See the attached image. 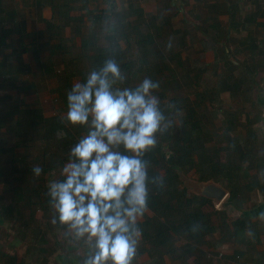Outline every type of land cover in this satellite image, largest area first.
<instances>
[{"label": "trees", "instance_id": "obj_1", "mask_svg": "<svg viewBox=\"0 0 264 264\" xmlns=\"http://www.w3.org/2000/svg\"><path fill=\"white\" fill-rule=\"evenodd\" d=\"M41 2L43 0H35V3L39 5L52 6L54 18L58 16L61 21L56 27L53 22H47V34L50 39H55L56 43L49 45L46 57H42L44 48L38 44L32 47L23 41H20L17 47L13 44L12 53L0 60V75L5 77L0 83V90L13 87L29 94L35 89L33 82L23 83L21 87L17 86V78L13 76L16 69V66L12 64L13 57H16L19 66H22L24 65L22 56L31 53L39 66V71L46 77L56 80L57 86L54 92L62 103L63 112L67 111L66 94L75 81L78 79L82 81L91 69H99L107 59H115L121 67L125 79L124 83L119 85L120 87H135L144 78H151L160 82V89L156 92L158 96L164 98L165 93L172 89L175 93H180L166 106H162L161 109L166 117L165 123L169 126L166 130L156 133V137L160 140L155 147L143 155V159L148 163L149 176L147 209L153 215L152 217L144 215L145 220L138 224L142 242L139 253L136 254V256L147 254L153 264H166L165 257L174 259L171 264H175L174 262L180 261V254L174 246L173 234L179 238L183 236L201 241L205 229L204 221L207 220L203 207L211 203L196 195L189 197L191 193L179 179L177 168L182 169L186 175L194 171L200 182L213 180L220 183L229 192L228 202L235 207L246 200L250 192L264 193V141L260 143L254 128V124L261 121V118L254 115L256 117L252 120V110H246L247 122L237 121L234 113L230 111L227 128L222 134L225 144L214 145L212 144L215 142L214 132L208 128L211 118L207 106V103L211 105L221 103V94H229L232 101L244 104L245 98L250 94L251 87L255 83V75L260 69L264 70V41H258L252 37L250 40L240 41L235 37L236 34H240V30L234 32L219 26L213 30L206 28L200 32L212 43L211 47L216 54L215 63H198L197 60L193 65L190 62L185 63L182 57V52L189 48L186 39L191 32L172 30L157 33L145 31V33L141 29L142 16H138V22L135 24H129L125 22L126 15L120 12L94 15L89 33L81 34L80 30L75 32L81 37V46L78 48L75 43L67 45L63 37V28L74 21L69 16L71 7L67 9V4L61 5L54 0ZM229 9L232 10L230 7ZM230 14L231 17L240 18L239 11L235 10ZM12 18H14L13 15ZM2 23L4 21L1 20L0 24ZM12 33L13 31L4 30L0 34V45L5 44L6 38ZM101 33L104 35L106 45L101 43ZM129 33L134 34L133 39L129 37ZM155 34L158 41L155 39ZM178 36L180 46L176 49L173 43H176ZM160 41H163V45L168 43L170 46L165 47ZM121 42L125 44V47H122ZM132 48L136 49L135 53ZM244 50L246 52L253 50L260 59L259 64L254 57L252 60L249 57L243 64L240 63L237 57ZM86 64L85 69L81 68ZM24 69L30 72L28 67ZM24 69L20 72L24 73ZM236 71L237 75H235ZM165 72L171 74L169 78L164 77ZM208 74L217 79L215 91H212V88L202 89L201 87V83ZM139 76L141 78L138 82ZM171 81H175L176 84L175 82L173 84L176 86H172ZM137 82L138 84L134 85ZM186 93H192V95H185ZM3 102L4 98H0V103ZM221 107L219 106L218 109ZM15 113L19 114V118L13 122V126L7 132L9 135L12 133L14 138L10 151L0 144V157L4 153H11L12 163L9 174H22L20 169H27L28 174L32 175L33 165L41 166L42 174L60 172L62 165L68 161L70 148L86 130L64 122L60 116L47 118L38 109L24 110L17 107L12 112V114ZM34 116L36 120H33ZM34 121L40 128H37ZM3 122L0 120V128L5 127ZM240 126L245 129V133L238 132L241 129ZM58 131L65 133L62 139L57 137ZM36 139H42L45 143L44 160L24 168L27 155L24 158L18 157L13 149L25 147L26 144L30 147ZM120 151H123L122 147ZM46 155H49V164L45 162ZM19 165L23 168L17 167ZM162 170L165 172L163 176L160 174ZM253 170L258 172L250 175V171ZM0 177H3V174L0 173ZM160 177H163L162 186ZM153 180H155L154 183ZM2 182L6 185H4V193L0 194V223L12 215L14 210V206L2 203L4 195L16 192L13 185L8 182V177ZM44 182L46 181H43L42 185L36 184L34 188L27 189L26 194L22 193L26 207L33 209L34 204L40 203L45 204L44 207L48 211L47 206L50 204ZM249 224L250 219L245 216L233 221L234 236H237L239 232L244 233L250 228ZM240 255L238 256L243 261L241 257L243 254ZM9 264L18 263L13 260ZM42 264L48 263L44 260Z\"/></svg>", "mask_w": 264, "mask_h": 264}, {"label": "clouds", "instance_id": "obj_2", "mask_svg": "<svg viewBox=\"0 0 264 264\" xmlns=\"http://www.w3.org/2000/svg\"><path fill=\"white\" fill-rule=\"evenodd\" d=\"M124 79L116 60L107 59L66 94L62 120L86 132L70 148L60 178L48 181L47 196L60 224L94 242L83 264H132L138 220L149 203L143 155L155 147L156 133L169 126L155 94L160 82L144 78L135 87H120ZM64 135L57 132L58 138ZM31 171L39 178L43 168L33 165ZM159 181L162 186L163 177Z\"/></svg>", "mask_w": 264, "mask_h": 264}, {"label": "crops", "instance_id": "obj_3", "mask_svg": "<svg viewBox=\"0 0 264 264\" xmlns=\"http://www.w3.org/2000/svg\"><path fill=\"white\" fill-rule=\"evenodd\" d=\"M45 1L49 0H43L41 3ZM54 1L61 5L67 4V9L69 6L71 7L69 16L74 21L63 28V37L67 45L74 43L75 32L81 31L83 27H87V33H89L88 31L92 28V18H94V15L120 12L126 15L125 20H128L129 24H135L138 22V16H142L143 19L141 18V21L143 25L141 29L144 31L157 33L158 31L188 30L191 32L186 39L188 47L191 46L193 41L198 40L201 47L197 48L198 55L202 58V55L206 54L207 57H204V61L202 62H206L207 64L215 63L216 54L211 47V41L200 32L201 30L206 28L213 30L219 26L234 32L240 30V34L235 35L240 41L250 40L251 37L258 41H264V0ZM47 7L52 8L53 11V16L50 20L44 18V10ZM235 10L239 11L240 18L231 17L230 13H233ZM12 15L14 18H12ZM1 20L4 23L0 24V34L4 30H10L13 33L6 38L5 44L0 45V60L8 57L13 51V47L11 46L14 44L17 47L20 41L25 42L31 47L38 44L44 48L43 50H47L49 45L51 46L56 43L55 39H50L47 34V22H53L55 27L61 23L58 16L54 18L52 6L48 4L39 5L35 3V0H0ZM179 36L176 37V43H173V47L176 49L180 46ZM22 38L24 40H20ZM160 43L162 44L163 41ZM161 44L157 45L160 46ZM76 46L79 47L78 45ZM163 46L167 47L169 44L166 43ZM184 52H182V57H184ZM208 53L212 54V56H208ZM28 54L32 57L30 60L36 63L31 53H26L25 55ZM25 55L22 56L24 63L22 66H19L17 58L13 57L12 64L16 66L15 73L13 72L15 78H21V76L25 75V72H20L23 71L24 67H28L29 70L32 69V65L29 61H26L25 58L27 57ZM42 55V57L48 56V50L42 51ZM249 57H251V60L252 57H254V60L257 59L256 63L259 64L260 59L253 50L242 51L238 55L237 60L243 64ZM210 59L211 61H209ZM24 70L27 71V69ZM237 74L238 72L236 71L235 75ZM254 80L255 83L251 87L250 92L252 93L254 89L260 90L263 87L261 93L264 96V70L260 69L255 75ZM192 172L190 174L195 175L194 171ZM257 172V170L250 171V175H255ZM192 195L191 193L189 197H192ZM228 198L229 192L227 198L218 207L214 205L212 200L207 199L211 203H207L203 207L207 220L204 221L205 229L201 241L191 240L183 236L179 238L173 234L175 240L174 246L180 254V261L176 262L179 264H233L235 258L239 254H243V256H240L244 263L264 264V218L261 217V214L264 213V193L259 191L250 192L246 200L240 202L237 207L231 205L228 202ZM144 215L152 217L153 214L147 209ZM144 215L139 218L138 224L145 220ZM242 216L250 219V228L244 233L239 232L237 236H234L232 222ZM141 242L142 237L139 238L137 246L141 247ZM220 253H224L223 258L218 257ZM166 258V264H171L174 261V259H170V263H167ZM148 259L146 264H153L149 256ZM13 260L14 258L9 259L8 264L12 263Z\"/></svg>", "mask_w": 264, "mask_h": 264}, {"label": "rangeland", "instance_id": "obj_4", "mask_svg": "<svg viewBox=\"0 0 264 264\" xmlns=\"http://www.w3.org/2000/svg\"><path fill=\"white\" fill-rule=\"evenodd\" d=\"M125 22H128V20ZM142 31L145 32L144 30ZM80 33L87 34V27H83ZM100 35L102 36L101 43L106 45L107 43L103 38L104 35H102V33ZM128 35L130 38H134L133 33H129ZM158 40L156 39V41ZM80 42V35L75 34L74 43L79 46L81 44ZM199 43L198 40L193 41L191 46L184 52L183 58H185V63L190 62V64L194 65V60H198L197 62L201 63L204 61V57H207L206 54L202 55V58L198 55L197 48L200 47ZM121 45L125 47L123 42H121ZM132 50L134 53L136 52L135 48H132ZM25 56L27 57L25 58L26 61L31 63L32 69L30 72L24 70L25 75L21 76V78H17L16 82L18 83L16 85L21 87L23 83L33 82L35 84V89L29 94L20 92L13 87L7 90H0V98H4V102L0 103V120H3L5 125V127L0 128V144L6 147L8 151H10L14 139L12 133L9 135L7 132L10 127L13 126V122L19 118L18 113L12 114L17 107L24 110H41L47 118L55 116L63 117L66 115V112L61 110L63 108L62 103L54 92L57 86L56 80L43 75V73L39 71V66L30 60L32 57H30L29 54ZM208 56H212V54L208 53ZM209 61H211V59ZM84 63H86V61ZM86 66L87 64L83 65L81 68L85 69ZM170 75L171 74L168 72L164 73V77L166 76V78H169ZM3 78L5 77L0 75V83L3 81ZM140 78L139 76V79H137L138 82ZM166 78L162 77V79ZM79 80L80 79L75 82ZM138 82L134 85H137ZM171 82L172 86H176L175 81ZM174 82L175 84H173ZM216 84V77L208 74L201 83V87L202 89L212 88L211 90L215 91ZM262 88L263 87H261V89ZM261 89H254L252 93L250 92L245 98L244 104L232 101L229 94L220 95L221 103H215L213 105L207 103L209 107V117L211 118L208 123V128L211 129L215 135V142L212 144H225L222 134L227 128V119L230 118L229 112L232 111L234 113V117L237 121L247 122L245 116L246 110H252V120L256 117L254 115L261 118V121L254 124V128L257 131L260 143L264 141V96L263 93H261ZM187 94L188 93L185 95ZM156 95H158V93ZM179 95L180 93H175L174 89L166 92L164 98L159 95L161 108L162 106H166L172 98L178 97ZM188 95L191 96L192 93ZM217 106L222 107L218 109ZM22 117L25 118L24 116ZM33 120H36L35 116ZM34 123L37 126V122L34 121ZM176 124H178L177 120ZM38 127L39 126H37V128ZM240 128L238 132L245 133V129L241 126ZM84 134L85 133H83V135ZM156 139L157 141L160 140L159 137H156ZM44 148V141L42 139H36L30 147H27L26 144L25 147H15L13 150L18 157L24 158V156L27 155L25 156L27 159L24 165V168H27L26 166H31L33 163L37 162L39 164L44 160ZM10 155L11 153L7 152L0 157V173L3 174V177H0V194L4 193L3 189L4 185H6L2 180L7 177L10 185H13L16 190L14 193L10 192L5 194L4 200L2 201L4 205L9 204L14 206V210L12 215L6 217L3 223H0V264H8L9 259L13 258L18 264H42L44 260H46L48 264H83L84 260L94 251L92 247V243L94 242H88L87 237L77 238L72 229L67 225L60 224L58 215L50 205L47 206L48 204H46L48 211L44 207L45 204H34L35 206H33V209L25 206L22 193L26 194V190L34 188L36 184L42 185L43 181H46L44 184L45 187H47L49 180L60 178V172L41 174L39 178H36L34 174L29 175L26 171L27 169H20V173L22 174H9L7 172H9V167L12 163ZM45 162L47 164L50 163L49 155H46ZM17 167L23 168L20 165ZM23 171L26 172L23 173ZM160 174L163 176L165 172L162 170ZM190 175L191 174L188 176L191 179L197 180L195 175ZM189 196H191V194ZM139 238H141V236ZM139 248L140 246H137V253H139ZM148 260V255L142 254L136 256L132 264H146ZM166 261L170 263V258L167 257ZM175 264L179 263L175 262Z\"/></svg>", "mask_w": 264, "mask_h": 264}, {"label": "water", "instance_id": "obj_5", "mask_svg": "<svg viewBox=\"0 0 264 264\" xmlns=\"http://www.w3.org/2000/svg\"><path fill=\"white\" fill-rule=\"evenodd\" d=\"M52 16V8H45L44 18L46 20H50L52 19ZM177 173L181 182L191 193L199 197L212 200L214 205L217 207L220 206L228 196V191L220 183H217L213 180L200 182L196 179H191L180 168H177Z\"/></svg>", "mask_w": 264, "mask_h": 264}, {"label": "built area", "instance_id": "obj_6", "mask_svg": "<svg viewBox=\"0 0 264 264\" xmlns=\"http://www.w3.org/2000/svg\"><path fill=\"white\" fill-rule=\"evenodd\" d=\"M224 254L223 253H220L219 254V258H223ZM233 264H247V263H244L243 261L240 260V257L237 256V260L235 262H233Z\"/></svg>", "mask_w": 264, "mask_h": 264}]
</instances>
